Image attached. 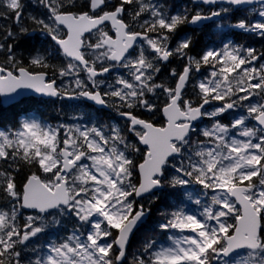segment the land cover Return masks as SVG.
<instances>
[{"label": "snow or ice", "instance_id": "1", "mask_svg": "<svg viewBox=\"0 0 264 264\" xmlns=\"http://www.w3.org/2000/svg\"><path fill=\"white\" fill-rule=\"evenodd\" d=\"M194 2L221 7L189 17L153 0H33L43 11L28 15L30 30L25 0H0V105L26 103L20 97L27 90L112 106L144 146L141 153L116 126H52L38 116L0 130V161L7 165L0 167V264H24L20 246L66 219L71 231L44 245L42 254L34 248L27 264H123L131 235L151 211L137 207L136 198L158 200L169 168L178 202L158 227L180 235H169L170 245L147 243L134 264H264V63L256 66L264 57L231 40L191 56V37L178 31L254 0ZM259 3L260 19L228 27L264 38V0ZM38 37L47 45L18 51ZM173 56L187 61L182 71H170L174 87L157 83L160 65ZM203 66L211 71L194 85L196 100L185 98L193 70ZM118 67L126 76L101 79ZM56 77L65 79L58 84ZM204 120L210 126L200 127ZM132 153L142 158L137 162ZM194 186L212 193L198 212L186 207V201L201 206L192 200ZM22 209L30 214L21 224Z\"/></svg>", "mask_w": 264, "mask_h": 264}, {"label": "trees", "instance_id": "2", "mask_svg": "<svg viewBox=\"0 0 264 264\" xmlns=\"http://www.w3.org/2000/svg\"><path fill=\"white\" fill-rule=\"evenodd\" d=\"M236 16L231 15L229 24L235 21ZM6 23H11L8 21ZM228 36V35H227ZM192 39V47L189 49L194 56L202 55L203 51H205L209 47L217 46L216 40L219 39L218 32H215L211 29V26H206L204 30L200 33H194L190 35ZM234 37L237 42H244L249 45H252L256 50V54L264 57V38L260 36L256 37L253 35H239L234 33ZM32 46L41 47L40 41L37 39H32L26 41V43L22 46L18 51H24L26 48L30 49ZM26 54V53H25ZM264 61V58L261 59ZM26 103L19 104L17 106H9L7 108H3L0 105V128L2 129H15L18 127L20 123L21 116H26L25 113L33 114L35 116L40 117L43 121H48L53 125H57L58 123L62 124L66 120V114L63 112V105L58 101L49 102L51 105L46 103L39 104L33 99L25 100ZM139 161V160H138ZM0 167H7L2 161H0ZM24 171H27L25 168ZM172 172L168 170V173L165 177V182L162 189L157 192L158 200L152 201L150 197H147L139 202H137V206L139 204H144L145 208H150L151 211L148 213V218L145 223L142 224L138 232L135 233L134 237L131 240V243L126 251V259L123 264H134L135 258L142 255L144 248L147 243L152 241L163 242L167 240L169 235H174L176 233H165L162 232L158 225L164 221L165 215L170 213L174 207L177 206V193L180 191L178 188H172L168 184V179L171 177ZM134 182H136L134 177ZM196 192L201 194L200 196H205L203 190L197 189ZM196 196V195H195ZM194 195L192 198L195 200L196 197ZM200 198V197H199ZM204 202L209 203L208 198L203 199ZM201 200V205L203 202ZM188 202L186 201V204ZM189 205V203H188ZM186 207H188L186 205ZM23 215L25 213L21 210V214L18 217V222L23 223ZM72 221L65 220L64 226H70ZM66 231V230H64ZM49 241V230L45 233L40 234L37 238H33L32 241L28 242L27 247L20 246L22 251V260L24 264H27L29 259H33L37 253L33 252V249H37L39 254H42L39 250L43 248L44 245L48 244Z\"/></svg>", "mask_w": 264, "mask_h": 264}, {"label": "flooded vegetation", "instance_id": "3", "mask_svg": "<svg viewBox=\"0 0 264 264\" xmlns=\"http://www.w3.org/2000/svg\"><path fill=\"white\" fill-rule=\"evenodd\" d=\"M30 5H32L30 3ZM173 8L176 9V13L179 12V13H183L185 10L188 11L189 13V17L192 15V14H195V12L197 10H202L203 13L205 15H207L211 10H212V7L210 6H205V5H195V4H191L189 2V0H181L179 3L176 2V5L175 7L173 5L168 6L166 8V10L168 11H171ZM28 14H33L31 13L30 11L28 12ZM126 19H128V17L126 16ZM28 23L31 25V21L27 20ZM203 26H208V25H203ZM203 29H205V27H203ZM30 30H31V27H30ZM181 34H184V35H187L188 37L194 33H200L202 31L201 27L196 29V28H192L189 26V24L187 25H183L181 26V28L178 30ZM86 40L88 41H91V42H95V36H88V34H86ZM38 41H41L42 44H44L45 46L47 45V41L43 38V37H38L36 38ZM176 39H173L171 42H170V46L172 48H175L176 46ZM189 55L191 56H194V54L189 50ZM52 63H55V64H58L60 63L59 60H52L51 61ZM187 61L185 60H182L180 59L179 57H171L170 58V62H162V64L160 65L161 67V71L160 73L158 74V78L156 79V82L157 83H165V84H169L171 86L174 87V84H175V81L170 77V71L172 69H176L177 71H182V68L184 66V64L186 63ZM205 67L207 66H203L199 72V74L201 75H204L205 74ZM119 75H125L126 76V70L123 69V68H116V69H113L112 72L110 74H106L104 77H101V79H105L106 82H112L114 81L117 76ZM200 75V76H201ZM49 77H51V72L49 73ZM57 78V82L58 84L60 83V81L62 79H65V78H59V77H56ZM70 80V78H68ZM196 80H199V76L198 78H196V75L194 73V70H193V73H192V77H191V81L190 83L188 84L187 86V89H186V92H185V98H189V99H193V100H196V97L194 95V85L197 83ZM101 88H105V85H101ZM26 100H29V104H30V97L29 99H26ZM153 100L155 101V97H153ZM160 100L162 101L163 100V96L160 97ZM157 103H160V101H156ZM70 104V106H72L71 103H69L68 101L64 100V103L63 104ZM87 102L83 101V100H79L77 103H75L76 105H84L85 107L89 106L87 104H85ZM89 104V103H88ZM69 106V105H68ZM207 110L208 111H211V106H206ZM108 111H103L105 114H108V115H113L114 113H116V117L121 119L120 116L118 115V113L116 112L115 108L112 107V106H108L107 109ZM147 118V117H145ZM161 120L162 119V116H157L155 120ZM163 123V120L160 122V124ZM201 127V126H200Z\"/></svg>", "mask_w": 264, "mask_h": 264}, {"label": "water", "instance_id": "4", "mask_svg": "<svg viewBox=\"0 0 264 264\" xmlns=\"http://www.w3.org/2000/svg\"><path fill=\"white\" fill-rule=\"evenodd\" d=\"M194 1V0H193ZM259 2V0H254V2L253 3H258ZM219 4V3H218ZM22 91H24L25 92V94L24 95H22L21 97H20V99L21 98H23V97H28V96H30V95H33L34 97H39L37 94H34V93H31L30 91H27V90H22ZM43 98H47V97H43ZM89 102H91V101H89ZM92 104H94L93 102H91ZM95 105V104H94ZM3 106H8V105H3ZM96 107H101V106H99V105H95ZM136 199H139V198H136ZM26 211H30V210H26ZM146 218V217H145ZM144 218V219H145ZM139 227V225L137 226V228ZM136 228V229H137ZM135 229V230H136ZM134 230V231H135ZM134 233V232H133ZM132 236V235H131ZM131 238V237H130ZM129 242H130V239H129ZM129 242H128V244H129ZM128 244H127V246H128Z\"/></svg>", "mask_w": 264, "mask_h": 264}, {"label": "rangeland", "instance_id": "5", "mask_svg": "<svg viewBox=\"0 0 264 264\" xmlns=\"http://www.w3.org/2000/svg\"><path fill=\"white\" fill-rule=\"evenodd\" d=\"M221 24H222V22H219L218 23V25H220V27H221ZM234 114H232V113H230V114H227V117H230L231 119H232V116H233ZM24 119H26V118H24ZM73 127H75L74 125H72ZM209 195H210V198H211V195H212V193L211 192H209ZM191 211V210H190ZM192 211H194V210H192ZM195 212V211H194ZM23 218L25 219L26 218V216H23ZM24 219H23V221H24ZM175 236H179L180 234L179 233H176V234H174ZM163 243L164 244H166V245H170L171 244V241H169L168 239L166 240V241H163Z\"/></svg>", "mask_w": 264, "mask_h": 264}]
</instances>
